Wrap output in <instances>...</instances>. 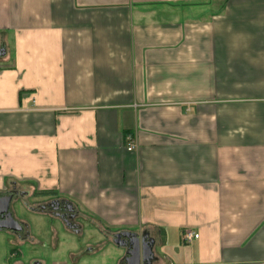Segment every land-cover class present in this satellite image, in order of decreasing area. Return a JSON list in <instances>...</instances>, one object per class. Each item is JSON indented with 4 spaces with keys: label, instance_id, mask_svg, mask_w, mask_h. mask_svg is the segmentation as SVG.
I'll use <instances>...</instances> for the list:
<instances>
[{
    "label": "crops",
    "instance_id": "crops-1",
    "mask_svg": "<svg viewBox=\"0 0 264 264\" xmlns=\"http://www.w3.org/2000/svg\"><path fill=\"white\" fill-rule=\"evenodd\" d=\"M0 176V264H264V0H0Z\"/></svg>",
    "mask_w": 264,
    "mask_h": 264
},
{
    "label": "rangeland",
    "instance_id": "rangeland-1",
    "mask_svg": "<svg viewBox=\"0 0 264 264\" xmlns=\"http://www.w3.org/2000/svg\"><path fill=\"white\" fill-rule=\"evenodd\" d=\"M93 236H95V238H93ZM96 236L99 235H95V233L91 232L89 234V237L92 238L90 241H88L89 237L85 239L74 238L68 241L66 238H63V241L58 240L56 243L50 242L49 237L44 236L40 238L37 244H32V247L30 246L21 251L22 255L20 261L24 264H31L33 262L52 264L54 260L61 262L68 261L69 258L77 257L86 251L88 249L87 244L94 243L96 238H98ZM108 244L113 243L111 240H107V244L105 243L102 246L101 251H104ZM95 245L99 244L96 243ZM53 246L56 247L54 248Z\"/></svg>",
    "mask_w": 264,
    "mask_h": 264
},
{
    "label": "water",
    "instance_id": "water-1",
    "mask_svg": "<svg viewBox=\"0 0 264 264\" xmlns=\"http://www.w3.org/2000/svg\"><path fill=\"white\" fill-rule=\"evenodd\" d=\"M12 198L4 196L0 198V230H8L12 232L21 231V226L12 218L9 212V205ZM122 238H132L128 243ZM113 244L125 251V264H151L153 260L152 242H145L143 239L128 234L121 233L113 237Z\"/></svg>",
    "mask_w": 264,
    "mask_h": 264
},
{
    "label": "flooded vegetation",
    "instance_id": "flooded-vegetation-1",
    "mask_svg": "<svg viewBox=\"0 0 264 264\" xmlns=\"http://www.w3.org/2000/svg\"><path fill=\"white\" fill-rule=\"evenodd\" d=\"M53 215L56 216V218H58V219L62 220L63 222H65L74 231H76L75 230L76 228L69 224V220H72L73 219L72 217L74 215L70 213V210H68V208H66V207L64 208L63 207L62 212H59L58 208H56V207L54 208L53 207ZM130 240L132 241V238H128V239L125 238L123 241L128 243V241L130 242Z\"/></svg>",
    "mask_w": 264,
    "mask_h": 264
},
{
    "label": "built area",
    "instance_id": "built-area-1",
    "mask_svg": "<svg viewBox=\"0 0 264 264\" xmlns=\"http://www.w3.org/2000/svg\"><path fill=\"white\" fill-rule=\"evenodd\" d=\"M127 140H128V144H127V147H126L127 151L128 152H132V151L136 150L137 146L134 143V140L132 141L130 138H127ZM0 182H1V176H0ZM194 239H198V235L197 234L185 233L183 235V240L185 242H191Z\"/></svg>",
    "mask_w": 264,
    "mask_h": 264
}]
</instances>
